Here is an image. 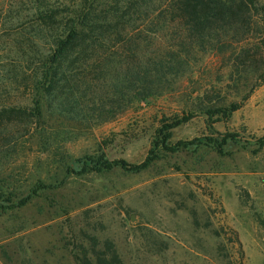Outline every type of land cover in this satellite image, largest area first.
<instances>
[{
  "label": "rangeland",
  "instance_id": "374dc122",
  "mask_svg": "<svg viewBox=\"0 0 264 264\" xmlns=\"http://www.w3.org/2000/svg\"><path fill=\"white\" fill-rule=\"evenodd\" d=\"M259 39L208 48L173 92L112 121L9 146L0 264H77L83 250L117 264H264V84L229 117L207 112L261 80Z\"/></svg>",
  "mask_w": 264,
  "mask_h": 264
},
{
  "label": "trees",
  "instance_id": "16d2710c",
  "mask_svg": "<svg viewBox=\"0 0 264 264\" xmlns=\"http://www.w3.org/2000/svg\"><path fill=\"white\" fill-rule=\"evenodd\" d=\"M251 35L264 45V0H0V155L171 93L208 48L222 54ZM263 84L264 72L243 102L208 114L231 116ZM76 261L117 264L84 250Z\"/></svg>",
  "mask_w": 264,
  "mask_h": 264
}]
</instances>
